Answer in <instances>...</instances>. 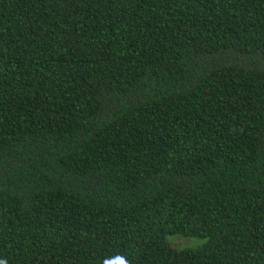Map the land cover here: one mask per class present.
Returning a JSON list of instances; mask_svg holds the SVG:
<instances>
[{
	"label": "trees",
	"instance_id": "trees-1",
	"mask_svg": "<svg viewBox=\"0 0 264 264\" xmlns=\"http://www.w3.org/2000/svg\"><path fill=\"white\" fill-rule=\"evenodd\" d=\"M121 258L264 264V0H0V260Z\"/></svg>",
	"mask_w": 264,
	"mask_h": 264
},
{
	"label": "rangeland",
	"instance_id": "rangeland-1",
	"mask_svg": "<svg viewBox=\"0 0 264 264\" xmlns=\"http://www.w3.org/2000/svg\"><path fill=\"white\" fill-rule=\"evenodd\" d=\"M175 239H172V245L181 247V248H186V247H191L193 245L192 241L190 239L182 238V237H173Z\"/></svg>",
	"mask_w": 264,
	"mask_h": 264
},
{
	"label": "clouds",
	"instance_id": "clouds-1",
	"mask_svg": "<svg viewBox=\"0 0 264 264\" xmlns=\"http://www.w3.org/2000/svg\"><path fill=\"white\" fill-rule=\"evenodd\" d=\"M0 264H6V262L3 261V260H0ZM105 264H108V262L106 261ZM120 264H127L126 258H121L120 259Z\"/></svg>",
	"mask_w": 264,
	"mask_h": 264
}]
</instances>
